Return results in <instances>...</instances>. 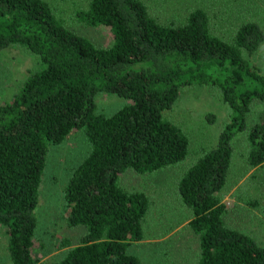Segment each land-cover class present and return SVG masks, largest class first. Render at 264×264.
Wrapping results in <instances>:
<instances>
[{"label":"trees","instance_id":"trees-1","mask_svg":"<svg viewBox=\"0 0 264 264\" xmlns=\"http://www.w3.org/2000/svg\"><path fill=\"white\" fill-rule=\"evenodd\" d=\"M78 15L88 26L106 27L111 46L97 48L68 30L44 0H0V51L16 46L37 58L14 97L0 103V226L11 264H36L35 209L48 145L63 143L76 129L91 150L73 170L64 198L69 225L86 231L49 264H142L127 249L143 238L148 198L119 182L129 171L152 173L185 159L188 140L163 112L192 85L217 89L231 110L215 147L178 182L193 216L188 225L199 239L197 264H264V246L224 224L226 208L217 196L237 135L247 134L248 165L264 164V67L251 61L263 29L245 22L227 41L211 32L202 9L184 25H164L142 0H89ZM101 93L128 104L99 115L95 97ZM255 104L262 110L249 127Z\"/></svg>","mask_w":264,"mask_h":264},{"label":"rangeland","instance_id":"rangeland-1","mask_svg":"<svg viewBox=\"0 0 264 264\" xmlns=\"http://www.w3.org/2000/svg\"><path fill=\"white\" fill-rule=\"evenodd\" d=\"M56 18L68 30L91 41L97 48L112 44L106 27L82 23L78 13L87 9L89 0H44ZM149 14L159 23L184 25L195 9L204 10L211 32L231 40L236 28L245 22H256L264 32V0H142ZM36 56L21 47L0 51V103L11 100L20 89L28 70L36 66ZM251 61L264 67V41ZM96 113L109 117L128 104L111 94H97ZM262 106L253 105L248 126L258 120ZM231 110L222 102L220 92L212 86L183 87L164 119L178 127L188 140L185 159L152 173L132 171L120 179L126 191L141 192L148 198V208L141 221L142 240L133 242L127 253L142 264H197L199 239L189 227L193 216L178 193V182L204 153L215 147L220 131L230 121ZM233 153L225 184L217 194L226 212L224 224L241 231L264 246V164L248 165L247 134L232 142ZM91 146L82 129L69 133L59 145H48L45 167L38 189L35 209L37 225L33 237L32 258L36 264L61 259L80 243L85 234L82 226L68 223L69 208L64 190L73 170L86 158ZM8 235L0 226V264H11L8 257Z\"/></svg>","mask_w":264,"mask_h":264}]
</instances>
